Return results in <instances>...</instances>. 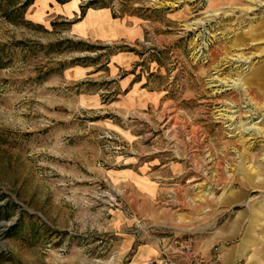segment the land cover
Segmentation results:
<instances>
[{
    "label": "rangeland",
    "instance_id": "rangeland-1",
    "mask_svg": "<svg viewBox=\"0 0 264 264\" xmlns=\"http://www.w3.org/2000/svg\"><path fill=\"white\" fill-rule=\"evenodd\" d=\"M104 7L144 36H71ZM259 205L264 0H0V264H134Z\"/></svg>",
    "mask_w": 264,
    "mask_h": 264
},
{
    "label": "crops",
    "instance_id": "crops-1",
    "mask_svg": "<svg viewBox=\"0 0 264 264\" xmlns=\"http://www.w3.org/2000/svg\"><path fill=\"white\" fill-rule=\"evenodd\" d=\"M72 11H75L73 17L79 13L74 7ZM176 13L178 17L183 15L177 11ZM65 21L72 23L71 36L105 45H120L123 41L141 39L149 24V21L134 14L117 18L108 7L89 8L77 21ZM123 55L116 57L117 59L110 64V66L114 65L115 71L118 70L115 64L126 69L135 61V55L130 53L126 54L127 56ZM127 83L124 82V85ZM133 86L134 90L128 96L131 101L146 100L150 97L149 95H152L148 85L143 90L141 85H138V88L137 84ZM253 220L257 224L255 229L252 226ZM195 245L198 252L204 256H209L212 249L219 246L223 252V264H264V205L248 208L245 215L236 216L231 223L221 224L204 240L195 241ZM158 253L155 248L140 249L133 263L144 264L151 256L154 257Z\"/></svg>",
    "mask_w": 264,
    "mask_h": 264
},
{
    "label": "built area",
    "instance_id": "built-area-1",
    "mask_svg": "<svg viewBox=\"0 0 264 264\" xmlns=\"http://www.w3.org/2000/svg\"><path fill=\"white\" fill-rule=\"evenodd\" d=\"M147 264H223V252L219 246L204 256L191 239L174 241L161 246L160 252L147 260Z\"/></svg>",
    "mask_w": 264,
    "mask_h": 264
},
{
    "label": "bare ground",
    "instance_id": "bare-ground-1",
    "mask_svg": "<svg viewBox=\"0 0 264 264\" xmlns=\"http://www.w3.org/2000/svg\"><path fill=\"white\" fill-rule=\"evenodd\" d=\"M146 264H147V262H146Z\"/></svg>",
    "mask_w": 264,
    "mask_h": 264
}]
</instances>
